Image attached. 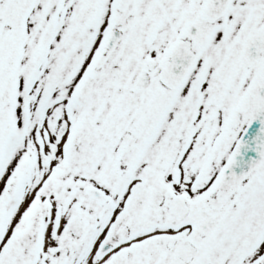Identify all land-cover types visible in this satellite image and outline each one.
Segmentation results:
<instances>
[{"label":"snow or ice","instance_id":"6c2138e0","mask_svg":"<svg viewBox=\"0 0 264 264\" xmlns=\"http://www.w3.org/2000/svg\"><path fill=\"white\" fill-rule=\"evenodd\" d=\"M0 264H264V0H0Z\"/></svg>","mask_w":264,"mask_h":264},{"label":"water","instance_id":"95a60500","mask_svg":"<svg viewBox=\"0 0 264 264\" xmlns=\"http://www.w3.org/2000/svg\"><path fill=\"white\" fill-rule=\"evenodd\" d=\"M260 127L259 121L255 120L247 127V131L243 134L244 140L247 142L246 147H243L241 149L242 155L238 156V165L235 167V170L237 172L246 169L247 167V161L250 157H255L256 153L254 151L255 141L253 137L258 132V129Z\"/></svg>","mask_w":264,"mask_h":264}]
</instances>
